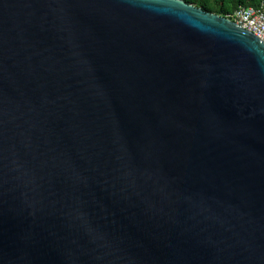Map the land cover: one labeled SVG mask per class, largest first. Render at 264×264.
Instances as JSON below:
<instances>
[{
  "label": "water",
  "instance_id": "1",
  "mask_svg": "<svg viewBox=\"0 0 264 264\" xmlns=\"http://www.w3.org/2000/svg\"><path fill=\"white\" fill-rule=\"evenodd\" d=\"M0 264H264V43L181 0H0Z\"/></svg>",
  "mask_w": 264,
  "mask_h": 264
},
{
  "label": "built area",
  "instance_id": "2",
  "mask_svg": "<svg viewBox=\"0 0 264 264\" xmlns=\"http://www.w3.org/2000/svg\"><path fill=\"white\" fill-rule=\"evenodd\" d=\"M225 18L254 34L264 43V0L258 6L240 7Z\"/></svg>",
  "mask_w": 264,
  "mask_h": 264
},
{
  "label": "trees",
  "instance_id": "3",
  "mask_svg": "<svg viewBox=\"0 0 264 264\" xmlns=\"http://www.w3.org/2000/svg\"><path fill=\"white\" fill-rule=\"evenodd\" d=\"M206 13L225 17L240 7L258 6L262 0H181Z\"/></svg>",
  "mask_w": 264,
  "mask_h": 264
}]
</instances>
